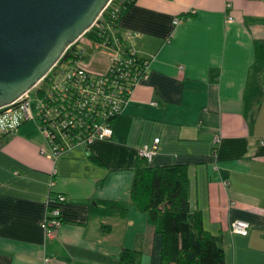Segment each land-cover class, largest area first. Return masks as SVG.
<instances>
[{"label": "crops", "instance_id": "obj_1", "mask_svg": "<svg viewBox=\"0 0 264 264\" xmlns=\"http://www.w3.org/2000/svg\"><path fill=\"white\" fill-rule=\"evenodd\" d=\"M118 28L151 63L111 139L58 157L34 121L0 139V264H164V234L131 199L145 146L151 165L188 167L191 208L226 264H264V0H136ZM102 55L84 63L105 71ZM50 201L64 221L52 237Z\"/></svg>", "mask_w": 264, "mask_h": 264}, {"label": "built area", "instance_id": "obj_2", "mask_svg": "<svg viewBox=\"0 0 264 264\" xmlns=\"http://www.w3.org/2000/svg\"><path fill=\"white\" fill-rule=\"evenodd\" d=\"M120 5L118 0H112L94 25L102 41L87 36L94 26L82 37L105 48L108 68L98 71L84 63L86 48L79 46L81 38L31 90L0 108V139L18 131L24 123L34 121L46 138L41 152L58 157L74 145L114 136L115 118L123 112L136 86L149 76L151 63L150 59L139 56L135 48L127 47L124 37H131L132 33L124 35L112 23L120 19ZM228 19L233 17L229 15ZM180 22L181 18L176 17L174 23ZM215 141H219L218 136ZM140 153L150 160L155 148L145 146ZM64 200L66 197L59 195L58 201ZM63 222L62 209L50 201L46 219L48 237ZM249 226L248 222L237 220L232 223V230L245 235ZM47 262L48 259L42 264Z\"/></svg>", "mask_w": 264, "mask_h": 264}, {"label": "water", "instance_id": "obj_3", "mask_svg": "<svg viewBox=\"0 0 264 264\" xmlns=\"http://www.w3.org/2000/svg\"><path fill=\"white\" fill-rule=\"evenodd\" d=\"M112 0H0V108L31 90Z\"/></svg>", "mask_w": 264, "mask_h": 264}, {"label": "trees", "instance_id": "obj_4", "mask_svg": "<svg viewBox=\"0 0 264 264\" xmlns=\"http://www.w3.org/2000/svg\"><path fill=\"white\" fill-rule=\"evenodd\" d=\"M135 2L118 0L120 17ZM118 21L112 23L118 25ZM97 32L94 26L87 36L100 42L103 39ZM256 54L264 56V45H257ZM149 161L141 156L136 165L131 199L140 210L148 213L150 221L158 224L164 234V264H226L222 237L208 232L201 213L191 208L188 167L154 166Z\"/></svg>", "mask_w": 264, "mask_h": 264}, {"label": "rangeland", "instance_id": "obj_5", "mask_svg": "<svg viewBox=\"0 0 264 264\" xmlns=\"http://www.w3.org/2000/svg\"><path fill=\"white\" fill-rule=\"evenodd\" d=\"M87 39L88 37H85L84 39L82 38L79 42V46L81 48H86L85 62L93 63L98 67L103 66V64L106 62L105 57L102 55L103 53H106L105 48L103 46H99L95 42H90ZM106 49L109 50L108 48ZM120 55H123L122 51H120Z\"/></svg>", "mask_w": 264, "mask_h": 264}]
</instances>
